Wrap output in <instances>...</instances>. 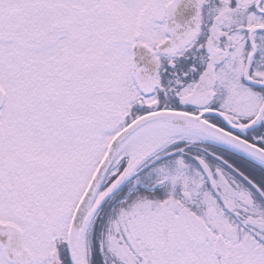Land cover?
<instances>
[{"label": "snow or ice", "instance_id": "1", "mask_svg": "<svg viewBox=\"0 0 264 264\" xmlns=\"http://www.w3.org/2000/svg\"><path fill=\"white\" fill-rule=\"evenodd\" d=\"M0 264H264V0H0Z\"/></svg>", "mask_w": 264, "mask_h": 264}]
</instances>
